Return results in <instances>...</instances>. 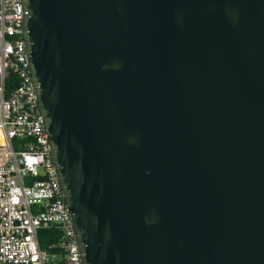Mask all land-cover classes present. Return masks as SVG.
<instances>
[{
  "label": "water",
  "instance_id": "95a60500",
  "mask_svg": "<svg viewBox=\"0 0 264 264\" xmlns=\"http://www.w3.org/2000/svg\"><path fill=\"white\" fill-rule=\"evenodd\" d=\"M82 264H264V0H22Z\"/></svg>",
  "mask_w": 264,
  "mask_h": 264
},
{
  "label": "built area",
  "instance_id": "2783aa9c",
  "mask_svg": "<svg viewBox=\"0 0 264 264\" xmlns=\"http://www.w3.org/2000/svg\"><path fill=\"white\" fill-rule=\"evenodd\" d=\"M26 13L22 0H0V264H48L58 246L68 262L82 264L31 77ZM10 73L16 87L7 93ZM47 228L60 237L44 248Z\"/></svg>",
  "mask_w": 264,
  "mask_h": 264
},
{
  "label": "trees",
  "instance_id": "16d2710c",
  "mask_svg": "<svg viewBox=\"0 0 264 264\" xmlns=\"http://www.w3.org/2000/svg\"><path fill=\"white\" fill-rule=\"evenodd\" d=\"M6 91L7 93H10L15 87H16V78L13 73H10L7 80H6ZM60 232L57 229L53 228H47L40 231V240L41 245L44 248H47V246L52 243L59 241ZM53 252L58 254L57 258L51 260L48 264H71L68 262V260L65 257L64 250L61 247H57L52 249Z\"/></svg>",
  "mask_w": 264,
  "mask_h": 264
}]
</instances>
